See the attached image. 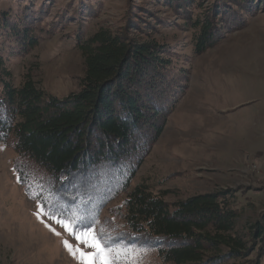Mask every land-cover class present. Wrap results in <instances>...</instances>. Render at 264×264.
<instances>
[{
  "label": "rangeland",
  "instance_id": "rangeland-1",
  "mask_svg": "<svg viewBox=\"0 0 264 264\" xmlns=\"http://www.w3.org/2000/svg\"><path fill=\"white\" fill-rule=\"evenodd\" d=\"M197 1L204 6L202 12L218 2ZM175 5L176 0H0V25L28 27L37 38L36 46L19 56L14 40L4 41L0 33V53L14 86L28 75L48 95L65 98L78 91L85 73L78 36L85 42L100 30L128 29L139 41L165 48L170 67L185 70L187 89L131 187L145 184L155 193L165 192L170 205L225 192L238 215L235 232L246 236L264 218V2L246 26L226 33L201 55L193 54L196 32L182 27L184 19ZM171 93L166 92V102ZM17 169L29 171L11 145L0 143V264H87L80 251L95 249L80 244L43 210L36 191L29 188L31 195L20 183ZM124 198L106 204L90 229L106 249L91 264H103L105 258L110 264H152L155 256L112 244L122 231ZM64 241L80 251H70Z\"/></svg>",
  "mask_w": 264,
  "mask_h": 264
},
{
  "label": "trees",
  "instance_id": "trees-1",
  "mask_svg": "<svg viewBox=\"0 0 264 264\" xmlns=\"http://www.w3.org/2000/svg\"><path fill=\"white\" fill-rule=\"evenodd\" d=\"M195 1L175 5L182 27L196 32L195 55L246 26L264 2L218 0L202 12V2ZM7 24L0 33L4 41L14 40L15 53L36 46L34 31ZM76 43L85 73L78 91L65 98L48 95L28 75L14 86L0 53V143L11 145L29 169H17L27 192L34 189L44 211L78 231L92 229L103 207L124 195L122 231L112 244L155 256L152 264H264V218L246 236L237 234L229 194L210 192L170 205L165 192L131 187L187 89L185 70L171 68L165 48L139 41L128 29L100 30L85 42L78 36ZM167 91L172 93L166 102Z\"/></svg>",
  "mask_w": 264,
  "mask_h": 264
},
{
  "label": "snow or ice",
  "instance_id": "snow-or-ice-1",
  "mask_svg": "<svg viewBox=\"0 0 264 264\" xmlns=\"http://www.w3.org/2000/svg\"><path fill=\"white\" fill-rule=\"evenodd\" d=\"M57 223H60L61 226L64 227L66 231H69L70 234L75 235V239L80 244H83L85 247L95 249L94 253H84L79 249H73V246L70 245L68 241H64L65 246L69 248L70 251H80L81 257L86 260L87 264H91L93 257H100L106 252V249L101 246V243L98 241L95 233L91 232V230L82 234H76L77 230L72 228L69 224L64 223L62 220H57ZM56 234L59 235V233ZM108 252L110 254L111 250H108ZM103 264H110V260L105 258Z\"/></svg>",
  "mask_w": 264,
  "mask_h": 264
}]
</instances>
